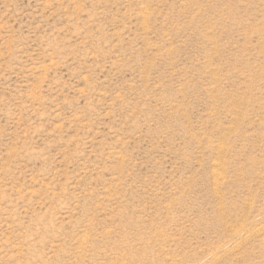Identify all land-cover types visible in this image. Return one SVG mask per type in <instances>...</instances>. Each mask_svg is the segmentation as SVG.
<instances>
[{"label":"rangeland","instance_id":"374dc122","mask_svg":"<svg viewBox=\"0 0 264 264\" xmlns=\"http://www.w3.org/2000/svg\"><path fill=\"white\" fill-rule=\"evenodd\" d=\"M0 264H264V0H0Z\"/></svg>","mask_w":264,"mask_h":264}]
</instances>
